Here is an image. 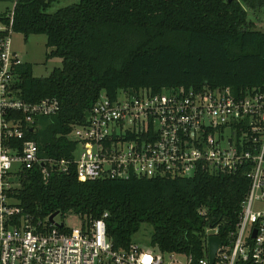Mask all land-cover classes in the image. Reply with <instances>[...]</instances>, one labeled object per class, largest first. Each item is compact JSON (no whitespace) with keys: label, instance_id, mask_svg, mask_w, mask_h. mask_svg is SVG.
Returning a JSON list of instances; mask_svg holds the SVG:
<instances>
[{"label":"trees","instance_id":"16d2710c","mask_svg":"<svg viewBox=\"0 0 264 264\" xmlns=\"http://www.w3.org/2000/svg\"><path fill=\"white\" fill-rule=\"evenodd\" d=\"M4 1L12 3V32L44 34L45 58L61 61L45 77L34 76L26 62L19 68L22 98L60 102L59 112L38 118L41 129L28 135L42 155L72 157L75 144L67 134L86 121L103 91L114 96L205 84L242 94L264 89V29L255 27L264 0H79L51 14L45 10L53 0ZM9 12L0 13L1 23ZM247 189L242 171L81 180L71 165L46 181L37 169L27 172L16 196L35 219L57 212L90 221L107 212L106 236L115 249L128 247L148 223L151 247L191 255L195 264L207 249L205 228L217 227L224 241Z\"/></svg>","mask_w":264,"mask_h":264},{"label":"built area","instance_id":"2783aa9c","mask_svg":"<svg viewBox=\"0 0 264 264\" xmlns=\"http://www.w3.org/2000/svg\"><path fill=\"white\" fill-rule=\"evenodd\" d=\"M7 16V24L0 22V264H194L191 255L134 242L115 249L106 236L107 212L68 228L55 217L35 219L22 210L16 190L27 172L37 169L46 181L71 165L81 180L242 171L248 189L236 223L224 241L217 227L205 228L207 249L195 264H264V89L242 94L205 84L114 96L103 91L86 121L67 134L75 144L72 157L42 155L28 135L36 132L38 118L59 112L60 102L20 96L25 62L11 47L12 9ZM213 235L221 244L211 262L207 239Z\"/></svg>","mask_w":264,"mask_h":264},{"label":"rangeland","instance_id":"374dc122","mask_svg":"<svg viewBox=\"0 0 264 264\" xmlns=\"http://www.w3.org/2000/svg\"><path fill=\"white\" fill-rule=\"evenodd\" d=\"M79 0H53L46 8V13H53L57 9L77 3ZM12 9L10 1L0 0V13ZM260 13L259 21L255 23L257 29H264V21ZM249 17L254 18V15L249 13ZM1 24V23H0ZM11 47L20 54L22 60L32 67V74L36 77H45L55 67L61 65L60 58L52 57L45 58V41L44 34H31L27 38L20 33L12 32L11 34ZM119 95H122L119 93ZM41 126H35L34 131H39ZM72 135H70L71 137ZM55 221L62 222L65 227L77 228L81 225V218L74 213H67L64 216L56 215ZM152 234V227L148 223H142L139 230L132 236V242L139 245L141 248L147 249L150 247V236Z\"/></svg>","mask_w":264,"mask_h":264},{"label":"water","instance_id":"95a60500","mask_svg":"<svg viewBox=\"0 0 264 264\" xmlns=\"http://www.w3.org/2000/svg\"><path fill=\"white\" fill-rule=\"evenodd\" d=\"M57 215V212H54L52 214H50L48 216V220L50 222H54V217ZM60 226L62 225V223L59 224ZM207 244H208V251H209V259L212 262L214 255L216 253L217 248L220 246L221 244V240L218 236L213 235V236H209L207 239Z\"/></svg>","mask_w":264,"mask_h":264}]
</instances>
